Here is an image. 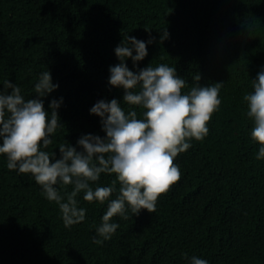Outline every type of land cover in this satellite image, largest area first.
Masks as SVG:
<instances>
[{"label": "trees", "instance_id": "1", "mask_svg": "<svg viewBox=\"0 0 264 264\" xmlns=\"http://www.w3.org/2000/svg\"><path fill=\"white\" fill-rule=\"evenodd\" d=\"M163 30L168 36L161 39ZM127 36L147 48L135 65L125 58L133 72L174 67L186 82L182 94L198 83H222L208 134L175 157L181 177L155 212L133 215L126 205L127 218L111 219L119 227L106 241L96 229L119 182L103 204L78 193L85 219L65 227L58 204L34 177L9 170L0 154V264H190L193 256L208 264H264V159H256L260 145L251 139L243 99L264 71V0H0V90L10 80L25 100L35 98L34 85L48 70L58 87L42 98L44 108L50 117V101L62 98V126L41 150L56 159L61 144L79 151L82 135H106L101 117L89 111L96 102L115 98L125 114L143 118L145 110L125 103L124 89L108 83L109 68L121 62L114 49L128 46ZM114 179L101 173L89 186L94 191ZM55 187L66 201L74 185Z\"/></svg>", "mask_w": 264, "mask_h": 264}, {"label": "clouds", "instance_id": "2", "mask_svg": "<svg viewBox=\"0 0 264 264\" xmlns=\"http://www.w3.org/2000/svg\"><path fill=\"white\" fill-rule=\"evenodd\" d=\"M167 36L163 30L161 39ZM127 45L121 42L114 49L121 62L109 68L108 83L122 87V100L142 107L143 118L138 119L136 111L125 114L121 102L115 98L107 102L100 100L89 111L101 117L106 135L103 138L82 135L77 140L79 151L68 143L61 144L58 159L54 151L41 150L42 145L47 148L52 144L50 135L62 126L56 111L62 98L50 101V117L44 108L42 98L58 87L52 83L50 72L40 74L34 85L35 98L25 100L21 88L10 80L4 81L3 89L11 91L0 90V154L7 157L9 170L34 177L46 198L58 204L65 227L85 219V210L77 207L78 193L84 192L85 201L103 204L117 191L119 182L118 195L108 203L102 223L96 229L103 241L110 239L119 227L110 222L114 216L127 218L126 205L133 215L142 209L155 212L158 198L181 177L175 157L191 147L188 141L204 139L209 131L207 124L221 103L220 82L210 86L198 83L182 94L186 82L177 76L174 67L160 64L155 68L149 65L139 72L129 70L125 58L131 57L135 65L147 55V48L144 41L132 36H127ZM200 78L199 74L194 77L197 82ZM252 87L254 91L243 99L247 103V116L253 120L251 139L260 145L256 159L261 160L264 159V71L257 74ZM101 173H114L116 179L110 186L93 191L89 182L97 181ZM58 182L74 185L66 201L55 187ZM103 241L93 238L96 244ZM190 264H208V261L193 256Z\"/></svg>", "mask_w": 264, "mask_h": 264}]
</instances>
